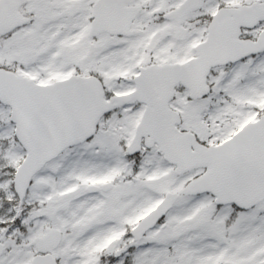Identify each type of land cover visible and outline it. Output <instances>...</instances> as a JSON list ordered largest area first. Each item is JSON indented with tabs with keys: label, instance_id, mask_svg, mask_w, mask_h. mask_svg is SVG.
Instances as JSON below:
<instances>
[{
	"label": "snow or ice",
	"instance_id": "obj_1",
	"mask_svg": "<svg viewBox=\"0 0 264 264\" xmlns=\"http://www.w3.org/2000/svg\"><path fill=\"white\" fill-rule=\"evenodd\" d=\"M0 264H264V0H0Z\"/></svg>",
	"mask_w": 264,
	"mask_h": 264
}]
</instances>
